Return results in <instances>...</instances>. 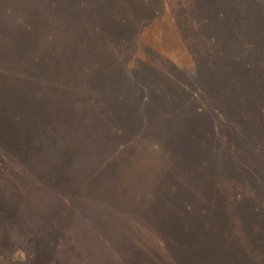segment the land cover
<instances>
[{
    "label": "rangeland",
    "instance_id": "1",
    "mask_svg": "<svg viewBox=\"0 0 264 264\" xmlns=\"http://www.w3.org/2000/svg\"><path fill=\"white\" fill-rule=\"evenodd\" d=\"M31 11L0 0V264H264V0ZM43 36L68 72L30 94L26 136Z\"/></svg>",
    "mask_w": 264,
    "mask_h": 264
},
{
    "label": "trees",
    "instance_id": "2",
    "mask_svg": "<svg viewBox=\"0 0 264 264\" xmlns=\"http://www.w3.org/2000/svg\"><path fill=\"white\" fill-rule=\"evenodd\" d=\"M21 1L20 0H3V3H4V5L6 6V8L8 10L10 9V7L17 5L18 10L22 11V13H23V15H21V16L26 17V18H33L34 12L31 11V4H33L34 0H29V2L31 4H27V5H24V2L22 3ZM121 23H123V22H121ZM34 25H35L34 23H31V26H34ZM30 34H31L30 36L35 35L34 29H33V31L31 30V33ZM43 37H44L43 38V41L44 42L42 41L41 44H43L44 49H39V48L35 47V49L32 52L35 54V58H34L35 61H40V65H41V69H42L40 71L43 74L42 76L44 78H41V77H32L30 75L27 76V74L26 75L24 74L21 77V80H22L24 86H27L26 84H28V85H30L33 88V89H29L27 87V90L28 91H25L23 93L24 95L22 94L21 95V98H20L21 103L24 106V110L21 111L22 112V115H19L18 121L23 117L24 119H22V120H24V122H26L28 124V127H26V130H25L26 131V134H27L26 136H29L30 133L34 132L35 130H37L39 128H42L41 126L43 125L39 121V119L36 118L37 119V122L34 121V120L31 122V118L29 116H27L28 114H30L29 110L32 111V109H31L32 106L33 105H37V103H35V101H34V98H31L30 97V94H32V96H34L35 93L36 94L41 93L40 91L43 90L44 87L46 86L45 85L46 84L45 80H48V79L51 80L52 79V82L51 83H54V81H57V80H54L53 81V78L58 77V78L61 79V77L63 76L62 74L68 72L67 71L68 69L66 67V64L67 63L65 62V59L63 58L64 57V54L63 53H57V55L55 54L56 58L53 55L50 56L51 52H50L49 48L47 47V45L49 47H50L49 44L54 43V45H55L56 44L55 43V40H53L51 38H47L46 36H43ZM36 54H38V55H36ZM40 55H42V56H40ZM36 56H39V57L37 58ZM27 58H26V60H23L22 59L21 61L20 60H16V65H20V64L21 65L22 64L25 65V66L19 67L18 68L19 70H21L24 67H26V69H27L28 65H30L28 63H29V61L31 59L30 58L27 59ZM14 78H15V76H14ZM15 79H17V78H15ZM72 79L73 80L71 81V83L73 85H75V83H79L78 82V78L76 79L75 76ZM67 83H68V81H67ZM1 84H4V83L1 82ZM7 85L8 84H6V87H7ZM3 86H5V84ZM86 96L87 97H90V96H92V94H88L87 93ZM12 100L18 101L17 98H12L11 101ZM13 113L15 114V111ZM2 114H4V113H2ZM4 120L6 122L7 119H4ZM11 124H9V125H11ZM37 124L39 126H37ZM18 126H19L18 123H16V125L14 127L12 126V128H6L7 127L6 124L5 125H2L3 131L4 132L6 131L5 132V138H9L11 136V133L13 132V130L15 128H18ZM6 133H8V134H6ZM11 138H13V137H11ZM107 169L108 168H102L101 170H98V169L91 170L92 172H91L90 178L87 181L88 189L91 188L89 185H92L95 182H98L100 180L103 181V180H106L108 178H116L117 177V176L114 177L109 171H107Z\"/></svg>",
    "mask_w": 264,
    "mask_h": 264
}]
</instances>
